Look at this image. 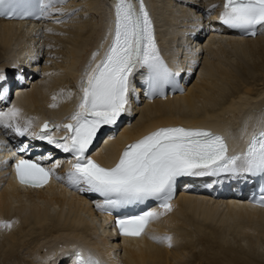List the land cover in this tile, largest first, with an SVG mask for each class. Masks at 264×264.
<instances>
[{
    "label": "bare ground",
    "instance_id": "obj_1",
    "mask_svg": "<svg viewBox=\"0 0 264 264\" xmlns=\"http://www.w3.org/2000/svg\"><path fill=\"white\" fill-rule=\"evenodd\" d=\"M113 1L55 0L50 14L38 23L0 18V73L7 77V91L0 94V111L6 112L13 105L20 109L17 122L21 127L28 120L33 127L46 118L57 125L64 117L70 119L79 101L80 79L93 53L100 55L113 31ZM148 2L186 91L177 90L173 96L168 93L151 102L143 95L145 87L141 94L138 87L131 93L138 100L136 112L125 113L127 120L119 136L106 135V142L113 143L99 155L101 160H116L121 143L126 145L152 128L169 124L227 131L234 146L243 148L252 133L264 128V28L255 38L220 29L213 11L218 0ZM78 5L84 16L70 15L72 6ZM37 37L47 49L40 76L28 69L22 56L26 50L29 64L37 60L36 55H30L40 53ZM51 58H56L54 65L48 66ZM19 59L24 69L18 65L20 77L15 81L7 72V63L16 60L10 63L16 65ZM199 64L197 79L187 83ZM138 74L134 81L146 83ZM30 76L35 79L27 80ZM11 87L16 93H10ZM56 130L51 133L55 135ZM11 131L0 126V137L2 133L11 135ZM26 136L35 135L28 130ZM36 141L23 148L37 150L41 156L48 153L54 164L59 161L52 182L45 188L17 181L9 158L19 152L11 143L0 141V264H73L77 250L91 254L100 264H264L260 248L264 208L249 203V181L245 178L186 180L172 210L151 222L145 234L119 238L111 227L112 216L97 207L100 199L69 185L71 157L64 151L55 157L46 140ZM218 190L223 194L216 195ZM2 222H11V227H3ZM153 236H171L172 246Z\"/></svg>",
    "mask_w": 264,
    "mask_h": 264
},
{
    "label": "snow or ice",
    "instance_id": "obj_2",
    "mask_svg": "<svg viewBox=\"0 0 264 264\" xmlns=\"http://www.w3.org/2000/svg\"><path fill=\"white\" fill-rule=\"evenodd\" d=\"M54 2L29 0V6L22 8L20 0H0V15L42 19L50 14ZM114 9V30L109 33L111 44L103 59L94 67L90 63L85 71L80 82L81 100L70 117L71 123L51 126L65 129L68 135L57 140L46 122L38 138L73 154L75 162L69 169L67 181L79 191L104 197V202L97 204L99 209L108 211L149 199L160 201L159 207L164 212L149 210L117 220L121 235L139 237L146 233L151 222L172 210L177 178L220 172H264V131L252 136L245 151L230 155L224 137L211 130L160 127L127 145L114 166L105 167L92 159L88 151L102 127L116 125L122 115L130 112L134 73L146 70L152 90L171 82L176 75L161 55L144 0H116ZM220 20L232 28L255 35L258 28H264V0H224ZM98 55V52L93 53V62ZM6 79L0 73V94L7 91ZM20 116L21 110L14 105L6 112L0 111V126L24 136L32 121L28 120L26 126L21 127L17 122ZM42 159L44 157L16 161V175L21 184L43 187L55 175L54 169L59 166V161L49 168L41 163ZM56 179L62 178L56 176ZM2 226L11 227V222H2ZM152 239L172 246L171 236H153ZM73 264H100V261L78 250Z\"/></svg>",
    "mask_w": 264,
    "mask_h": 264
},
{
    "label": "rangeland",
    "instance_id": "obj_3",
    "mask_svg": "<svg viewBox=\"0 0 264 264\" xmlns=\"http://www.w3.org/2000/svg\"><path fill=\"white\" fill-rule=\"evenodd\" d=\"M69 1H71V0H69ZM78 3V2H77ZM73 8H71V10H69V13H70V15H74V14H78V15H80L81 17L82 16H84L83 15V13H80L81 11V9H82V7L80 6V5H78V6H72ZM80 13V14H79ZM66 14H64L63 16H65ZM206 18V17H205ZM204 18V19H205ZM206 22H208V20L206 21ZM205 22V24H207V27H208V23H206ZM41 35H43V34H41ZM40 37V36H39ZM39 37H37L36 39V41H37V45H38V49H39V51H40V53L39 52H34L33 54L31 53L30 55H36L37 56V60H35L32 64H29V59H27L26 57H27V55H29V53L27 54V51L25 50L24 51V53H23V60H25L26 59V61H27V65H28V69H31L32 71H33V73H38L37 75H39L40 76V74L39 73H41V71H42V68L43 67H45V60H46V52H47V49L45 48V42H43L42 41V38H41V41L38 39ZM203 38H204V36H203ZM38 40H39V42H38ZM36 41L34 42V43H36ZM204 43V42H203ZM40 47V48H39ZM37 48H35V49H37ZM37 49V50H38ZM197 52H201L200 51V48H198L197 47ZM17 55V54H16ZM53 56H55V55H53ZM200 57H203L204 58V56H200ZM202 58V59H203ZM56 59V58H55ZM54 58H51V60H50V63H48V66L49 65H54V60H55ZM201 59V62L203 61ZM179 62H182L180 59H179ZM10 63H16V60L15 61H12V62H8L7 63V72L9 73V75H11V76H13V79L12 80H14V79H16L15 81H17L18 79H19V71L17 70V68H18V65L20 66V68L21 69H24V67L23 66H21V62H20V59L18 60V62H17V64L16 65H12V64H10ZM42 65H43V67H42ZM38 66V67H37ZM41 67V68H40ZM199 69H200V64L199 65H197V67H195V69L189 74V78H188V82L187 83H189V82H194L196 79H197V75H198V72H199ZM35 70L37 71V72H35ZM193 73V74H192ZM38 77V76H37ZM31 79H35V77H28L27 78V80H31ZM21 80H26V77L25 76H22V78H21ZM28 81V82H29ZM185 82H186V80H185ZM11 92L10 93H12V92H14V93H16V91H15V89H14V87H11ZM183 89H184V91H186V88L185 87H183ZM183 91V92H184ZM13 93V94H14ZM14 97V96H13ZM8 99H9V97H8ZM133 112H136V110H133ZM133 114H135V113H133ZM135 117H136V115H134ZM138 116V115H137ZM12 132V131H11ZM7 139L8 140H12L13 139V133L11 134V135H8L7 134ZM264 242H261V246H260V248H261V250L262 251H264ZM263 247V248H262ZM62 264V263H61ZM202 264H203V262H202Z\"/></svg>",
    "mask_w": 264,
    "mask_h": 264
}]
</instances>
